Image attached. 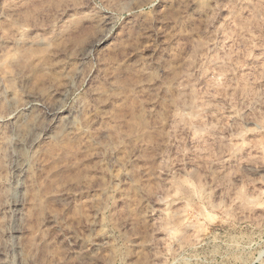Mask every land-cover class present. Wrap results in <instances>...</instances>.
<instances>
[{
    "label": "rangeland",
    "instance_id": "1",
    "mask_svg": "<svg viewBox=\"0 0 264 264\" xmlns=\"http://www.w3.org/2000/svg\"><path fill=\"white\" fill-rule=\"evenodd\" d=\"M0 264H264V0H0Z\"/></svg>",
    "mask_w": 264,
    "mask_h": 264
},
{
    "label": "bare ground",
    "instance_id": "2",
    "mask_svg": "<svg viewBox=\"0 0 264 264\" xmlns=\"http://www.w3.org/2000/svg\"><path fill=\"white\" fill-rule=\"evenodd\" d=\"M15 141V145H19L20 144V142L21 141H19L18 139H16V140H14ZM20 189H23V187L22 186H20ZM21 201L19 200H17V201H14V203H13V206L14 207H18L19 205H21ZM17 210V209H16ZM16 233H20V230H16Z\"/></svg>",
    "mask_w": 264,
    "mask_h": 264
}]
</instances>
